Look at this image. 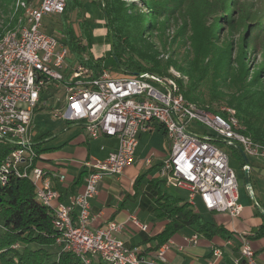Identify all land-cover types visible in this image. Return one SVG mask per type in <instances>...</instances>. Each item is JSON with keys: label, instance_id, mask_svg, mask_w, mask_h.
<instances>
[{"label": "built area", "instance_id": "2783aa9c", "mask_svg": "<svg viewBox=\"0 0 264 264\" xmlns=\"http://www.w3.org/2000/svg\"><path fill=\"white\" fill-rule=\"evenodd\" d=\"M66 5L67 0H18L16 10L23 12V19L0 37V142L13 147L0 165V186L12 178L30 181L36 199L52 214L56 244L85 264H91L90 257L106 264H148L139 248H129L119 238L123 223L92 228L91 202L104 176L121 177L133 165L139 135L159 126L172 142L170 156L159 170L167 186L187 190L190 202L194 205L199 198L209 212L239 217L243 207L237 176L228 154L216 142L240 145L246 156L262 160L264 145L242 132L235 110L223 108L224 115L201 108L184 97L175 79L150 73L118 77L106 69L93 77V70L86 65L72 66L61 39L42 30L44 17L63 14ZM48 88L63 91L64 112L58 110L55 117L83 124L90 138L105 136L119 141L116 153L85 164L89 172L84 189L68 205L59 201L49 173L38 165L29 136L34 111ZM193 123L203 125L209 133L201 135L190 129ZM250 169L244 166V170ZM65 180L64 175L59 177L60 182ZM130 222L140 231L149 229L136 216H131ZM189 243L197 246L199 236H192ZM169 249L166 243L158 250L162 264ZM214 256L221 257L222 251L216 249ZM234 264H259L250 240H243Z\"/></svg>", "mask_w": 264, "mask_h": 264}, {"label": "trees", "instance_id": "16d2710c", "mask_svg": "<svg viewBox=\"0 0 264 264\" xmlns=\"http://www.w3.org/2000/svg\"><path fill=\"white\" fill-rule=\"evenodd\" d=\"M15 1L0 0V37L15 29L23 19L21 10L14 11ZM101 7L106 10V23L112 31L113 61L115 65H120L123 74L120 77H134L140 73L163 76L170 67H174L188 79L187 82L177 79L188 101L215 114L225 115L223 108L235 110L242 132L256 143L264 145L263 70L255 72L250 80V72L243 60H232L231 52L227 53L221 48L206 50L205 44L187 56L182 61L183 64L164 62L156 52L155 42L150 40L147 31H158L157 24H150V16L139 10L138 5L131 8L124 0H102ZM78 10L80 4L77 0H67L64 13L57 16L60 17L62 27L61 42L68 48L72 66L84 64L93 70V77H98L105 68L99 59L87 57L85 42L81 41V37H86L88 28L85 22H80V30L84 34L77 36L70 21L73 12L80 16ZM166 10L164 7L160 9L158 5L149 6V14L153 18ZM108 36L110 38V34ZM247 38L248 36L245 40ZM262 49L263 53L264 48ZM52 92V88L42 92V106L46 107L43 102L54 95ZM216 143L226 153L230 150L243 160L244 149L240 145H228L222 140ZM12 149L11 144L0 142V165ZM35 149L40 161L41 153L36 145ZM166 186L164 180L156 184L159 196L154 201V209L168 220L165 230L154 239L157 241L156 251L183 228H193L197 233L209 234L212 226L190 204H181L182 200L169 195L165 190ZM0 199V217L4 220V232L0 235V264H85L81 258L63 251L56 244L57 232L52 225V214L38 202L30 181L12 178L6 186H0ZM259 215L263 223L256 234L248 238L250 242L264 237V212ZM16 245L18 248H14ZM52 248L58 250L55 258H52L53 253L50 252ZM90 260L91 264H106L93 257Z\"/></svg>", "mask_w": 264, "mask_h": 264}, {"label": "rangeland", "instance_id": "374dc122", "mask_svg": "<svg viewBox=\"0 0 264 264\" xmlns=\"http://www.w3.org/2000/svg\"><path fill=\"white\" fill-rule=\"evenodd\" d=\"M80 4L79 17L73 12L70 15V21L75 29L77 36H81L80 22H85L87 26L86 37H81L82 43L85 42L87 57L92 60L99 59L103 67L109 74L121 76V69L113 61V47L109 38V28L106 23L105 13L101 7L102 0H77ZM131 8L134 5L139 6V10L146 12L149 23L157 26L158 31L148 29L150 40L155 43V50L164 62L172 61L183 64V60L190 56L194 50L197 51L205 44V49L221 48L225 52H231V59L243 60L250 80L254 73L259 69L264 71V0H124ZM18 0L15 1L14 11H17ZM158 5L160 9H167L165 12H159L157 17L149 14V6ZM13 6V5H12ZM13 11V14H14ZM68 13V12H67ZM152 19V20H151ZM156 20V21H155ZM19 25V24H18ZM60 17L47 16L42 21V30L49 36L57 39H63ZM248 36L247 40L245 37ZM208 39L205 43L204 40ZM257 39V41H256ZM88 52L90 55H88ZM243 59H242V58ZM242 62V61H241ZM163 78L182 79L187 82V77L176 68L170 67ZM54 90V88H52ZM54 97L47 99L46 104L53 108L52 110L36 111L33 122V133L37 138L43 134H52L53 137L45 143L47 147H58L67 140L74 130L80 128H70V125L61 118L55 117V114L64 104V98L61 97L62 89L54 90ZM61 97V98H60ZM190 129H195L201 135L209 131L200 124L193 123ZM142 135L140 138V147L137 151V159L149 156L151 149H160L163 143L167 142L169 147L172 142L170 139L163 140L157 134ZM36 139V138H35ZM171 151V147L169 149ZM64 150L52 151L54 154H60ZM229 161L234 170L239 184V203L255 208L257 202L264 205V160L258 157L247 156L249 161H256L263 171L256 173L254 171L249 175L251 187L246 183L245 171L241 167V161L235 159L232 152H228ZM170 156V152H169ZM154 160L153 156H150ZM150 167L142 170L141 175L157 177V170L148 172ZM163 180V178H161ZM170 193L186 201L189 199V193L175 188L169 189ZM194 208L197 212L207 217V212L199 199H196ZM259 207V206H258ZM256 209V208H255ZM142 220L151 221L148 214L143 213ZM141 218V217H140ZM4 220L0 217V235L4 232ZM156 231L153 232V234ZM189 229H183L180 234L188 235ZM58 250L50 249L55 258ZM259 264H262L256 257Z\"/></svg>", "mask_w": 264, "mask_h": 264}, {"label": "crops", "instance_id": "0c3cea01", "mask_svg": "<svg viewBox=\"0 0 264 264\" xmlns=\"http://www.w3.org/2000/svg\"><path fill=\"white\" fill-rule=\"evenodd\" d=\"M45 106L40 104L35 109L29 136L32 143L37 146L38 151L41 153L38 165L49 173L53 187L60 195L59 201L68 205L70 199L84 189L85 179L89 172L85 164L92 159L104 160L110 154L116 153L119 148V141L116 138L105 136L96 139L90 138L83 124L70 123L61 118L70 125L68 130L76 127L80 129H75L74 133L61 145H58V147H47L45 143L53 135L48 133L37 138L38 135H35L32 129L36 111L53 109L47 104ZM145 134L149 133H141L139 135V144L136 149L133 165L127 168L121 177L104 176L102 178L98 195L91 202L92 216L95 218L92 228H100L110 222L123 223L124 229L119 234V238L125 245L129 248H139L141 256L145 258L148 264H162L158 260V251H156L157 241L154 240L157 235L165 230L168 224V220L161 217V213L155 212L154 209V201L159 196V189L156 187V184L162 179L159 173H157V177H150L148 173L142 176L141 173L146 167H150L148 172L155 169L158 172L163 162L169 157L171 146L169 147L167 142H164L160 149H151L148 157L137 159L136 155L140 147V138ZM150 134H157L163 140L168 141L165 131L159 126ZM54 149L56 151H64L60 154H54L52 152ZM150 156H153L154 160H156L155 163ZM233 156L235 159L241 161L243 170L244 166H248L245 158L242 160V157H239L237 154H233ZM248 162L251 168L249 175L252 171L262 174L264 170L260 169L256 161H249L248 159ZM61 175L66 177L65 182L59 181ZM170 188L166 186V192L173 197L179 198L170 193ZM178 190L189 193L184 189ZM179 199L182 200L181 204L186 202L195 210L194 205L196 203L193 205L190 199L186 201L181 198ZM242 207V213L237 218H232L227 214L209 212L205 209L207 217L201 215L212 225L210 226L211 232L209 234L197 233L193 228H183L189 229L190 233L188 235H181L180 232L183 229L177 231L168 240L170 249L166 252V262L163 264H234L235 259L240 256L243 240L254 236L263 223L259 213L264 212V205L257 202L256 209L244 205ZM77 213V210H75L74 217ZM143 213L150 216V222L147 220L141 221ZM131 216H136L142 224L148 225V231L143 232L135 227L130 222ZM154 231L156 233L153 234ZM196 234L199 236V243L197 246H193L189 243V240ZM251 242L255 249L256 257L264 264V237L251 240ZM216 249L222 251L221 257L214 256Z\"/></svg>", "mask_w": 264, "mask_h": 264}, {"label": "water", "instance_id": "95a60500", "mask_svg": "<svg viewBox=\"0 0 264 264\" xmlns=\"http://www.w3.org/2000/svg\"><path fill=\"white\" fill-rule=\"evenodd\" d=\"M104 13H105V19H106V22H107V15H106V10L104 9ZM109 33H110V40H111V44H112V47H113V36H112V31L111 29L109 28ZM120 66V65H118ZM137 75H140V74H137ZM243 156L245 158V162L246 164L249 166V162H248V159H247V156L245 153H243ZM245 175H246V183L249 187H251V183H250V178H249V171L248 170H245ZM2 200L0 199V202Z\"/></svg>", "mask_w": 264, "mask_h": 264}]
</instances>
